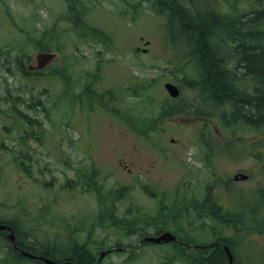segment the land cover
Returning <instances> with one entry per match:
<instances>
[{"label":"rangeland","instance_id":"1","mask_svg":"<svg viewBox=\"0 0 264 264\" xmlns=\"http://www.w3.org/2000/svg\"><path fill=\"white\" fill-rule=\"evenodd\" d=\"M81 1L83 6H78L77 0L75 9L85 12L80 27L87 34L82 36L65 15L70 4L66 0H0V207L4 208L0 214L19 221L30 215L35 223L32 232L39 241L56 238V242L68 245L63 242L65 235L78 226L74 233L79 248L86 246L94 251L101 245L126 247L106 254L101 264H159L170 254L177 259L172 264H185L174 252L165 254L168 246L138 247L141 234H153L159 226L145 219L157 216V199L147 196L138 184L173 194L183 183L181 192L188 197L200 196L199 189L209 178L203 161L205 145L203 149L196 146V126L186 117H157L152 123L155 131L147 134L142 133L143 128L132 126L130 118L146 123L152 120L154 109L170 98L163 87L166 81L180 84L183 99L190 100L193 92L181 76L193 63H184L188 58H182V51L176 53L174 46L170 47L165 18L153 11L150 1ZM204 5L208 10L213 7ZM52 24L60 30L61 49L48 50L55 52V57L41 74L23 76L16 56L23 54L26 68H33L35 54L43 50L39 46L49 39ZM44 30H48L45 35ZM174 38L180 42L181 37ZM132 88L139 92L133 95ZM18 111L36 122L24 124ZM128 116L127 122L123 118ZM25 132L28 137H22ZM237 132L240 140L255 143L254 150L262 159L254 162L245 153L226 163L224 152L214 156L211 166L222 176L235 169H251L253 179L240 190L259 191L264 188V132L241 128ZM211 145L219 152L215 142ZM16 156L27 162L26 172L15 166ZM89 164L99 169V180L105 187L134 185L132 197L118 203L112 218L116 222L120 217L131 220L137 229L129 232L111 221L96 223L95 196L82 187L80 180L76 188L63 189L68 178L76 177V167ZM192 198L174 210L179 212L175 222L183 226L173 225L171 206L164 212L170 218L166 227L180 237L208 240L213 221L205 220L200 229L193 214L183 215L184 208L192 210ZM126 208H130L129 215L123 213ZM261 215L264 218L262 211ZM250 216L246 211L242 218ZM257 225L258 221L248 223L249 229L240 230L245 241L238 250L245 257L242 261L238 254V264H264V231H255L262 230Z\"/></svg>","mask_w":264,"mask_h":264},{"label":"trees","instance_id":"2","mask_svg":"<svg viewBox=\"0 0 264 264\" xmlns=\"http://www.w3.org/2000/svg\"><path fill=\"white\" fill-rule=\"evenodd\" d=\"M68 11V20L74 29H79L81 35L87 34L80 27L81 16L86 18L85 12L81 9H75L77 0H66ZM254 10L249 13H241L234 15L232 11L221 12L215 6L208 10L206 3L209 0H156L157 11L167 12V37L169 40L176 41L174 37H181L177 47L183 51L182 58L187 57V62H193L198 69L196 77L192 81H187L188 76H184L182 81L185 86L195 88L197 99L204 105H213L220 112L226 113V120L231 124H243L256 129L257 131L264 126V0H254ZM83 6L79 0V5ZM205 7V9H204ZM79 8V7H78ZM233 14V15H230ZM66 17V16H65ZM88 29H91L87 26ZM48 30L42 33L45 35ZM58 31L56 25L50 26V35L45 45H40V49L49 50L55 47L61 49L62 45L58 44ZM170 41V42H171ZM49 42H56L52 45ZM23 54L16 56V64L23 76L29 77L41 74L40 72L30 71L24 65ZM25 57H29L28 55ZM63 74V73H62ZM68 80L66 75H63ZM181 86V85H180ZM88 89V88H87ZM35 101L32 102V104ZM37 103H40L39 101ZM31 104V105H32ZM30 105V106H31ZM190 103H186L183 97H178L176 101L165 99L161 102L157 117H169L174 114L182 113L187 110ZM18 118L26 120L28 123L36 122L26 113L18 111ZM222 119L223 116H221ZM130 117H128L129 119ZM156 118L148 119L146 123L142 119L130 118V124L136 128H143L144 132L151 130L152 123ZM227 123V121H226ZM148 126V127H147ZM28 137L25 133L22 137ZM21 158V157H20ZM16 156V165L19 169L27 171V162ZM75 178H68L63 184V189L76 188L78 180L82 187L94 194L98 206V214L96 223L104 225L111 221L110 224L120 225V228L129 229V232L137 229L134 222L120 217L118 222L113 217L117 212L118 203L126 200L131 196L132 186H114L105 187L99 181V170L93 165L75 168ZM49 185L51 182H46ZM148 191L149 195L154 196V192L143 187ZM263 189L259 190V193ZM263 201V197L261 198ZM172 202L170 205H175ZM184 204V203H183ZM164 197L158 199L157 216L145 217L148 223H159L155 228V234L161 233L168 229L166 224L169 216L165 215L169 207ZM189 205L198 212L202 209L201 202L191 201ZM182 204H177L180 207ZM176 207L171 210H175ZM188 207V206H187ZM130 209V208H129ZM125 209L123 213L130 214V210ZM184 210H186L184 208ZM112 213V216L110 215ZM171 218L175 222L179 212H173ZM197 219L201 221L202 214H197ZM204 226V224L202 223ZM75 226L74 229H78ZM180 228V227H178ZM128 234V233H127ZM143 235V234H142ZM187 243H196L189 237H179ZM139 240V239H138ZM71 242V241H70ZM231 251L234 253V247L228 243ZM69 244V242H68ZM239 244V243H238ZM237 244V245H238ZM154 245L149 242H142L139 246ZM48 256H57V252L61 248L54 240H48ZM64 245L65 253L76 254L78 261L83 258H93L94 254L86 253L87 249L78 247L76 244ZM159 246H168L169 249L165 254L174 252L177 258L182 259L185 264H225L226 255L220 246L213 248H190L180 242H168ZM240 246V245H239ZM238 247V246H237ZM172 251V252H171ZM92 256V257H91ZM174 257L170 254L166 256L159 264H172ZM239 259V258H238ZM243 261V256L240 260ZM233 264H236L233 262Z\"/></svg>","mask_w":264,"mask_h":264},{"label":"flooded vegetation","instance_id":"3","mask_svg":"<svg viewBox=\"0 0 264 264\" xmlns=\"http://www.w3.org/2000/svg\"><path fill=\"white\" fill-rule=\"evenodd\" d=\"M206 136L221 137L222 135L219 133H202L203 138ZM196 146L198 147L201 145L196 142ZM249 159L256 162V154L254 151L250 152ZM204 169L206 170V177L213 172L208 152L206 153L204 161ZM253 176L254 173L251 169H235L232 172H228L227 175L222 176V178H217V180H207L202 187V214L205 218L217 221L222 225V228L212 231L214 235L211 234L212 237L209 242L210 248H213V246H220L221 249H223V245L226 244L224 240L231 243L235 251L234 253L232 252V264L233 262L238 264L240 261L238 259V254L240 255L238 250L239 247H237V244L242 241L240 230L250 228L249 226H243L236 229L235 226L237 224L235 221L239 220L238 216L246 209L251 210L249 213L254 219H256V214L258 212L257 207L255 208V192L253 189L248 191L247 198L246 190L241 191L237 184L240 182L243 187V184L250 182ZM231 182H234V184H230ZM235 196L239 197V199L235 200ZM263 208L264 203L260 208V213L261 211L264 213ZM25 218L26 220H30L29 215H25ZM262 219L264 218L261 217L260 220L262 221ZM249 220L252 219L249 218ZM19 223L24 228H22ZM28 224L32 225L31 223H23L19 221L18 218L0 215V264H47L46 259H52L54 264H94L102 252V249L94 250L98 253L97 258L94 256V262L93 258L88 257L78 261L76 254L65 253L66 249L64 250L63 248H57L59 249L58 251H61V253L57 252V256H48L47 240L45 242L39 241L32 232L33 228L29 227ZM261 229L262 230L255 231H264V228ZM230 231L231 234H225ZM249 232L252 233V230ZM83 248L86 249L85 246H83ZM116 248L117 247L111 249L106 248L105 250L109 252V250ZM91 251L92 250L89 249L85 252L90 254Z\"/></svg>","mask_w":264,"mask_h":264},{"label":"water","instance_id":"4","mask_svg":"<svg viewBox=\"0 0 264 264\" xmlns=\"http://www.w3.org/2000/svg\"><path fill=\"white\" fill-rule=\"evenodd\" d=\"M52 57H53V54L48 53V52L38 53L36 55V59H37L36 68L38 69V68H42L43 66H45L47 64V62L51 60ZM164 87L167 89L168 93L172 97H175L179 94V90H178L177 86L170 83V82H166L164 84ZM175 239H176L175 235H173L169 231H164L161 234L155 235V236H145L143 238L144 241H149V242H154V243L168 242V241L175 240ZM224 249L226 250V253L228 255V261L226 264H231L232 255L226 246H224ZM46 261L48 264H54V262L50 259H47ZM63 264H65V263H63Z\"/></svg>","mask_w":264,"mask_h":264}]
</instances>
